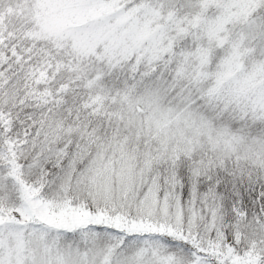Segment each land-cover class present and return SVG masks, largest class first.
<instances>
[{
  "label": "snow or ice",
  "instance_id": "6c2138e0",
  "mask_svg": "<svg viewBox=\"0 0 264 264\" xmlns=\"http://www.w3.org/2000/svg\"><path fill=\"white\" fill-rule=\"evenodd\" d=\"M0 264H264V0H0Z\"/></svg>",
  "mask_w": 264,
  "mask_h": 264
}]
</instances>
